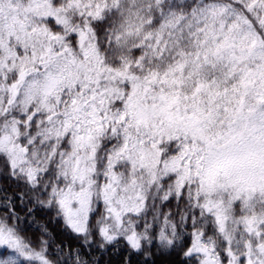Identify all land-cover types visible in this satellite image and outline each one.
Here are the masks:
<instances>
[{
    "label": "snow or ice",
    "instance_id": "1",
    "mask_svg": "<svg viewBox=\"0 0 264 264\" xmlns=\"http://www.w3.org/2000/svg\"><path fill=\"white\" fill-rule=\"evenodd\" d=\"M117 252L264 264V0H0V264Z\"/></svg>",
    "mask_w": 264,
    "mask_h": 264
},
{
    "label": "trees",
    "instance_id": "2",
    "mask_svg": "<svg viewBox=\"0 0 264 264\" xmlns=\"http://www.w3.org/2000/svg\"><path fill=\"white\" fill-rule=\"evenodd\" d=\"M37 220L40 222V223H44V220H43V217H37ZM22 221H23V218H22ZM28 224L31 225L32 224V221L29 220L28 221ZM50 228H53V230L55 231V226L54 225H49ZM29 235H32L33 237H35L36 233L33 231H30L29 232ZM63 238V237H61ZM107 261H111V264H120V261H121V253L117 252V253H112L110 255H108L106 257V262Z\"/></svg>",
    "mask_w": 264,
    "mask_h": 264
}]
</instances>
